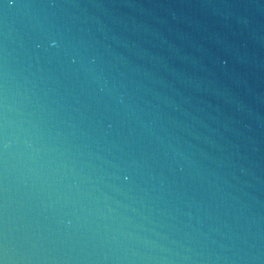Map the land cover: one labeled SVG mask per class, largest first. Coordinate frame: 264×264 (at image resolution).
<instances>
[{
	"label": "water",
	"instance_id": "water-1",
	"mask_svg": "<svg viewBox=\"0 0 264 264\" xmlns=\"http://www.w3.org/2000/svg\"><path fill=\"white\" fill-rule=\"evenodd\" d=\"M0 264H264V0H0Z\"/></svg>",
	"mask_w": 264,
	"mask_h": 264
}]
</instances>
